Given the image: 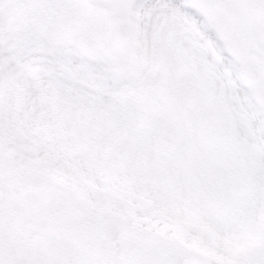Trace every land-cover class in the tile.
<instances>
[{
	"label": "snow or ice",
	"instance_id": "snow-or-ice-1",
	"mask_svg": "<svg viewBox=\"0 0 264 264\" xmlns=\"http://www.w3.org/2000/svg\"><path fill=\"white\" fill-rule=\"evenodd\" d=\"M0 264H264V0H0Z\"/></svg>",
	"mask_w": 264,
	"mask_h": 264
}]
</instances>
